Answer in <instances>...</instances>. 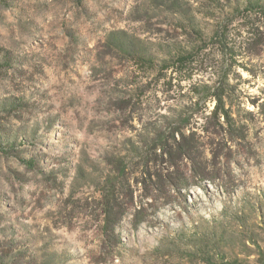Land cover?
I'll return each instance as SVG.
<instances>
[{
  "label": "rangeland",
  "instance_id": "rangeland-1",
  "mask_svg": "<svg viewBox=\"0 0 264 264\" xmlns=\"http://www.w3.org/2000/svg\"><path fill=\"white\" fill-rule=\"evenodd\" d=\"M176 1L207 39L225 24L238 44L249 39L232 75L253 112L246 116L251 152L231 159L236 183L193 186L186 201L161 205L156 218L138 227L128 215L121 245L104 247L95 199L104 152L130 135V125L175 103L164 99L154 73L137 69L109 38L123 31L154 53L171 40L185 44L174 0H0V60L14 59L0 77V127L18 145L0 152V264H208L206 254L213 264L237 258L258 264L256 249H264V27H258L264 13L242 16L245 0ZM22 98L25 107L3 108ZM126 110H134L135 120Z\"/></svg>",
  "mask_w": 264,
  "mask_h": 264
},
{
  "label": "trees",
  "instance_id": "trees-1",
  "mask_svg": "<svg viewBox=\"0 0 264 264\" xmlns=\"http://www.w3.org/2000/svg\"><path fill=\"white\" fill-rule=\"evenodd\" d=\"M174 5L180 16L178 26L188 36L185 44L171 40L154 53L123 31L109 38L110 46L137 69L154 73L164 99L175 103L165 112L159 105L151 118L130 125V135L104 152L105 167L95 183L104 247L121 245L122 222L128 215L138 227L156 218L161 205L186 201L190 188L205 181H221L226 189L232 188L236 178L231 159L251 152L246 116L253 112L246 108L238 83H232L234 67L241 64L238 57L248 49L249 39L238 44L226 24L214 26L207 39L195 27V18L176 0ZM243 9L246 14L242 16L264 13V0H245ZM261 27L264 25L258 30ZM214 51L221 57L218 62L213 59ZM13 61L8 56L0 60V77ZM144 94L141 91L139 98ZM25 104L23 98L13 99L3 108L12 113ZM126 112L135 120L134 110ZM113 117L119 120L122 114ZM7 132L1 125L0 152L5 154L18 146ZM21 162L36 165L35 159ZM256 253L257 263L264 264V249H256ZM212 258L206 254L204 261L213 264ZM233 264L244 263L237 258Z\"/></svg>",
  "mask_w": 264,
  "mask_h": 264
}]
</instances>
